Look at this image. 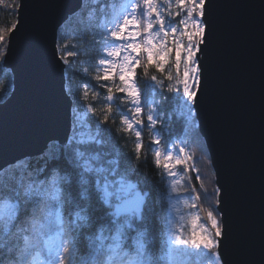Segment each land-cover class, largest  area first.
Wrapping results in <instances>:
<instances>
[{
    "label": "snow or ice",
    "instance_id": "6c2138e0",
    "mask_svg": "<svg viewBox=\"0 0 264 264\" xmlns=\"http://www.w3.org/2000/svg\"><path fill=\"white\" fill-rule=\"evenodd\" d=\"M101 3L103 0H87L90 6L86 7V0H81L73 16L79 12L81 23L100 29L102 58L97 65L102 74L94 79L98 83L118 79L122 85L115 91L124 94L121 103L129 107L120 120L125 132H135L136 165L121 169L119 157L104 161L100 152L85 147L105 143L104 125L113 113L116 97L113 88L104 83L107 103L103 119L96 120L94 127L81 122L79 127H87L88 131L67 138L62 148L44 159L42 166L33 169L30 163L17 161L12 176L0 180V264H189L192 257H196L195 264H224L219 250L222 216L214 214V209L207 211L211 227L197 231L200 217L183 209H196L194 201L199 200V193L193 196V188L182 200L174 198L173 194L182 192L185 183L178 169L191 171V156L183 146L176 147L175 154L173 149L162 150L155 127L160 117L154 107L147 110V126L155 133L150 142L153 163L161 181L168 179L161 197L168 212L161 218L165 239L159 255L152 251L154 243L149 241L148 195L131 179L140 166L143 148L142 103L146 102L148 88L153 94L157 87L163 88V81L152 75L142 92L137 84V69L142 67L145 76L150 66L163 73L174 52L176 76H166L168 91L181 104L188 105L190 116L203 81L199 55L209 43L212 0H175L181 10L177 12L171 10L172 0H111V7L99 8L98 17L96 5ZM12 7L18 12L23 7L22 0H16ZM182 13L186 15L177 26L176 17ZM19 23L17 17L9 32L16 31ZM4 40L0 34V43ZM61 50L62 46H58ZM6 55V49H0V59ZM66 55L73 54L59 59L67 63ZM88 88L85 83L83 99L89 95ZM98 95L93 92V100ZM88 112L95 113V109L88 105ZM80 119L83 121V117ZM215 191L218 193L219 188ZM93 199L111 210L104 217H95L90 207ZM219 203L217 199L215 204ZM189 220L192 231L186 235ZM85 225L93 232L87 239L81 232ZM82 248L89 252L85 254Z\"/></svg>",
    "mask_w": 264,
    "mask_h": 264
},
{
    "label": "water",
    "instance_id": "95a60500",
    "mask_svg": "<svg viewBox=\"0 0 264 264\" xmlns=\"http://www.w3.org/2000/svg\"><path fill=\"white\" fill-rule=\"evenodd\" d=\"M4 67L13 91L0 104V174L71 137L74 100L58 33L81 0H22ZM203 81L194 106L211 160L224 264L264 260V0H212Z\"/></svg>",
    "mask_w": 264,
    "mask_h": 264
},
{
    "label": "trees",
    "instance_id": "16d2710c",
    "mask_svg": "<svg viewBox=\"0 0 264 264\" xmlns=\"http://www.w3.org/2000/svg\"><path fill=\"white\" fill-rule=\"evenodd\" d=\"M15 2L16 0H2V2H0V34H3L5 37L4 42L0 43V49H6V51L9 41L8 37L10 35V26L17 20V11L12 7ZM89 6L90 5L87 4L86 0V7ZM96 7L97 16L99 17V8L111 7V0H103V3L96 5ZM57 35V46H62V50L59 51L60 56L73 54L66 55V58L68 57L69 60L68 65H66L67 78L69 79L71 76L76 77L78 80L80 79L81 84L87 83L90 88L95 90V92L100 91L101 93L104 91L106 96V90H103V87L98 85L93 77V75H95V64L100 58H102V53L100 51L102 39L100 29L98 27H86L81 23L80 13L77 12L75 16L70 17L68 22L61 27ZM4 58L0 59V104L4 103L9 98L13 91V74L9 69L4 67ZM72 60H77L78 62L86 61L91 77L87 78L82 76L76 69L77 67L74 68L72 66ZM168 71L169 67L165 68L164 72L161 73L158 72L154 66H150L148 75L145 76L143 68H138L136 73L137 84L143 92L148 88L146 81L150 83V77L152 75H156L157 79L163 81V88L157 87L155 94H153L152 90L148 88L146 102H144L143 105H145L146 110H148L149 107H154L156 109L155 114H158L160 117V120L155 127L156 132H158L161 137L162 150L164 148L172 149L173 147L176 148L179 147V145H182L188 149L190 155H192V158L196 162L195 164L198 165L196 166V170L191 167L192 170L187 173L185 187L188 190L192 187H197V193L200 194V207L203 208L202 211L206 214L207 209L209 211L210 201H216L219 199V192L217 193L215 191L217 188V185H215V173L212 164H210L211 160L207 146L204 144V138L202 134L199 133L200 130L196 115L195 113L193 114L194 106L192 105L191 115L189 116L188 105L181 104L176 99L175 94L168 91L167 82L169 81L166 79V76L169 73ZM67 85L69 88L70 80L69 83L67 82ZM93 90L91 93H93ZM68 92L73 95L71 98H74V106L79 105L80 102L78 96H76L77 94H75L76 92L74 93L71 88H69ZM118 94L121 98L124 96L117 92V97L113 104V113L109 115V120L106 125H104L107 129L103 136L105 143L100 146L88 145L85 147L90 151L100 152L104 161L119 157L121 169L133 168L136 165L135 146L138 141L136 140L134 131L125 132L123 130L125 126L121 124L120 117L127 112L129 106L121 103V98H118ZM104 101L99 102L97 106H95L96 108L98 107L96 114L98 120L103 119L105 105L107 103V101ZM117 108H120L123 111H116ZM154 135L155 133L150 130L145 121L144 127L141 131L143 148L141 149L140 166L135 169L131 179L148 195V207L146 211L148 213L147 226H149L150 232L149 241L154 243L152 251L159 255L160 249L164 246L163 242L165 239L162 231L164 223L161 218L168 212V205L161 197L166 191L165 186L168 179L166 178L164 181H161L158 170L153 163L154 152L150 142L154 138ZM181 141L184 143H181ZM62 146L63 145L58 142L52 143L43 155L37 158H28L20 161V163L25 165L30 163L33 169L38 165L42 166L44 159L51 156L52 153L62 148ZM105 153L107 155H104ZM201 169L205 172H207V169L210 170L209 174H205L207 176L210 175L209 178L212 180V184L208 187L207 194L200 186L201 179H197L196 176L201 174ZM14 170V166L5 169L0 174V180H5L6 177H11ZM17 175L19 174L17 173ZM204 182L211 183V181H207L205 178ZM211 194L216 198L212 197ZM90 207L92 208L93 215L97 218L104 217L106 211L111 210L99 205L95 199L90 202ZM81 232L85 239L93 234L91 230H88L87 225H85V228L81 229ZM132 235H135V233L133 232ZM82 251L87 254L89 249L82 248ZM151 254L152 253H150V255Z\"/></svg>",
    "mask_w": 264,
    "mask_h": 264
},
{
    "label": "rangeland",
    "instance_id": "374dc122",
    "mask_svg": "<svg viewBox=\"0 0 264 264\" xmlns=\"http://www.w3.org/2000/svg\"><path fill=\"white\" fill-rule=\"evenodd\" d=\"M158 2H160V0H158ZM164 7H167V5H165ZM171 10L173 12H177V11H181L178 6L176 5L175 3V0H172V7H171ZM183 15H186V13H182L181 16H177L176 17V20H175V23L177 26H179V21L180 19L182 18ZM178 35V34H177ZM171 40V37L169 38ZM184 43H186V38H184ZM171 46V44L169 45ZM67 61L69 62L68 60V57L66 58ZM68 62L65 63L66 65H68ZM72 66L75 68L77 67L76 69L78 70V72H80V74L82 76H85L87 78L91 77L90 73H89V70H88V66L86 64V61H81V62H78L77 60H72ZM70 62V63H71ZM169 67V73H171L173 76H176V68H175V53L173 52L171 55H170V58H169V63L165 66V68ZM181 69H182V66H181ZM174 72V73H173ZM86 73V74H85ZM102 74V72L100 71V69L98 68V65L97 63L95 64V75H93V77H95L97 74ZM137 73V72H136ZM181 75H182V70H181ZM67 76V74H66ZM69 80H70V87L73 92L75 94H77L76 96H78L79 98V105L77 106H74L73 107V130H72V134H71V137L74 136V135H77L79 132H87L88 131V128L87 127H84V128H81L79 127V125L81 124V122L85 123V124H91L95 125V121L98 120L97 119V108L95 106H97V104L101 101H104L105 97V94H104V91L100 93V91H97L96 93H98V97L97 99L93 100L92 98V88H88V91H89V95L87 97V99H83L82 98V95H83V92H84V84H81V81L80 79L78 80L76 77H70L69 79L67 78V82L69 83ZM97 82V81H96ZM98 83V82H97ZM108 84L110 87L113 88V91L115 92V97H117V92L115 91L117 87H120L122 86L119 82V80H115V82H110V81H104V82H101V83H98V85H100L101 87L102 84ZM169 84V82H167ZM174 83V81H173ZM139 86V85H138ZM68 88V85H67V89L69 90ZM103 90H105L104 88H102ZM93 92H95V90H93ZM119 93V92H118ZM123 94V93H121ZM71 95V94H70ZM124 95V94H123ZM73 97V95H71ZM118 98H121L118 94ZM74 99V98H73ZM122 100V98H121ZM106 101V100H105ZM104 101V102H105ZM144 102L142 103V107L144 109V115L142 116V119L144 120V122L146 121L147 122V110L145 109V105H143ZM88 105H91V107L93 109H95V113H90L88 112ZM127 106H129L127 104ZM188 112H189V109H188ZM195 110L193 109V114H194ZM81 117H83V121H81ZM182 146V145H179V147ZM184 147V146H183ZM173 150L175 149L174 147L172 148ZM47 151V150H46ZM185 152L186 154L190 155L188 149L185 148ZM174 154H175V150H174ZM191 156V160H189V167H193L195 170H196V165L194 159L192 158V155ZM198 163V162H197ZM178 171L180 172V175L184 176L185 177V183L183 184V191L178 193V194H173L174 195V198L177 199V200H182L183 198H185L188 194V192H190V190H192L194 188V192H192V195L195 196V194L197 193V187H192L190 190H188L185 186H186V176H187V173H184L182 171V168L181 169H178ZM210 170L207 169V172H205L204 170L201 169V174H198L196 176H200L199 179L200 180V186L201 188L206 192V194L208 193V187L210 186V184H212V180H210L209 176L205 175V174H209ZM203 177H202V176ZM204 178L207 179V181H211V183H205L204 182ZM200 196V194H199ZM212 197L213 194H211ZM216 198V197H214ZM193 202V201H190V203ZM196 204H197V208L196 209H183V211L185 213H191L192 215H198L200 217V220L197 222V231H200L203 227H208L210 228L211 227V224H210V221L207 220V212L206 214H204L202 211L203 208L200 207V198L198 201H194ZM218 206L215 204V200H212L210 201V207H209V210H215V213L216 215H219V212H218ZM208 211V209H207ZM185 234L186 235H190L191 234V231H192V224H191V220H189V222L187 223L185 229ZM195 261H196V257H192L191 258V261L189 262V264H195Z\"/></svg>",
    "mask_w": 264,
    "mask_h": 264
}]
</instances>
